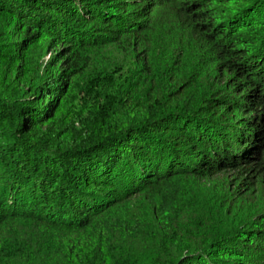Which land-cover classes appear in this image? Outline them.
Returning a JSON list of instances; mask_svg holds the SVG:
<instances>
[{"label": "trees", "instance_id": "trees-1", "mask_svg": "<svg viewBox=\"0 0 264 264\" xmlns=\"http://www.w3.org/2000/svg\"><path fill=\"white\" fill-rule=\"evenodd\" d=\"M143 252L264 264V0H0V264Z\"/></svg>", "mask_w": 264, "mask_h": 264}, {"label": "rangeland", "instance_id": "rangeland-1", "mask_svg": "<svg viewBox=\"0 0 264 264\" xmlns=\"http://www.w3.org/2000/svg\"><path fill=\"white\" fill-rule=\"evenodd\" d=\"M50 55H47L48 59ZM153 257V252H143L137 254V264H148L150 259Z\"/></svg>", "mask_w": 264, "mask_h": 264}]
</instances>
